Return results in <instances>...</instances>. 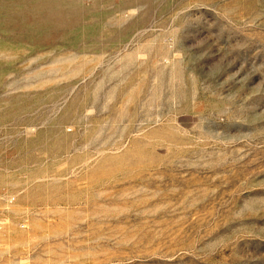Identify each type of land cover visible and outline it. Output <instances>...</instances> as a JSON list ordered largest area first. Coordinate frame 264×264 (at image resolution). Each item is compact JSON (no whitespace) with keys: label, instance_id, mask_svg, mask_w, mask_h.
Listing matches in <instances>:
<instances>
[{"label":"rangeland","instance_id":"1","mask_svg":"<svg viewBox=\"0 0 264 264\" xmlns=\"http://www.w3.org/2000/svg\"><path fill=\"white\" fill-rule=\"evenodd\" d=\"M0 264H264V0H0Z\"/></svg>","mask_w":264,"mask_h":264}]
</instances>
